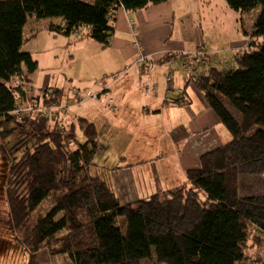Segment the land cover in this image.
<instances>
[{
    "label": "trees",
    "instance_id": "16d2710c",
    "mask_svg": "<svg viewBox=\"0 0 264 264\" xmlns=\"http://www.w3.org/2000/svg\"><path fill=\"white\" fill-rule=\"evenodd\" d=\"M166 1L0 0V140L10 164L9 224L23 233L29 264H38L37 254L46 249L69 255L71 264H142L154 256L160 264H264V191L243 197L239 190L241 175L264 176V0H226L242 14L260 7L246 33L248 43L233 64L187 80L232 139L188 170L186 185L123 203L109 179L90 173L96 154L107 148L94 123L79 117L86 142L78 144L74 119L56 121L32 110L18 122L13 114L17 105L30 103L22 66L30 72L39 67L23 50L29 15L62 17L66 26L51 29L66 36L86 26L89 31L79 40L108 47L120 7L137 11ZM176 61L182 58L168 54L156 62ZM47 90L55 100L67 101L62 89ZM49 198L61 217L40 215L31 223ZM120 217L127 219L126 229L118 226Z\"/></svg>",
    "mask_w": 264,
    "mask_h": 264
},
{
    "label": "crops",
    "instance_id": "0c3cea01",
    "mask_svg": "<svg viewBox=\"0 0 264 264\" xmlns=\"http://www.w3.org/2000/svg\"><path fill=\"white\" fill-rule=\"evenodd\" d=\"M215 1L167 0L137 11H128L124 7H120L112 21L115 32L111 44L108 46L109 50H104L103 47L105 46L102 47L101 43L93 39L79 40L81 35L89 31L86 26L80 28L76 34L65 35L67 40L64 44L74 49L73 55H70L71 62H76L78 57L81 58L86 54L85 51L88 48L86 50L79 48V45L86 43L92 51L103 49L104 52L110 51L114 54L113 57L107 54L103 63L111 70L109 74H111L110 72H113L112 74L123 72L121 76L115 78L114 82L102 85L97 95V98H101L100 101L97 98L89 100L90 104H94L91 107L93 112L99 107L106 116V106L105 108L101 107L105 100L106 105L112 109V117L116 114L118 118L122 117L128 121L130 119L128 113L130 106L128 104H132L133 110L138 112H136L137 117L139 114L143 119L165 127V131L168 133L166 137L168 146L167 149L163 148L166 151L163 153L164 156H162L160 149H156L153 155L147 156V151L144 148L140 155H123V163L119 161V165H114L115 167L107 166L108 170H113L112 179L114 182H111V185L113 189L115 186L116 190L118 185L121 195H119L118 190L115 191L114 189V191L123 203L144 199L140 198L141 195L136 186L133 170H150L151 176L144 179L150 186L146 185L145 187L149 191L154 184H160L162 187L159 190L156 185L157 188L153 194L177 188L189 183L187 171L199 168L204 155L218 149L232 139L227 128L221 123L194 84H186L184 81L183 85V81H180L181 76L173 78V81L167 80V74L170 70L168 64L162 63L150 73L134 65L140 53L158 61L168 54L180 56L187 52L196 51L199 47H203L207 51L210 59L206 67H198L199 74L202 71L207 72L213 66L224 67L230 63L233 64L236 54L246 47L248 37L241 38L238 43L231 40L221 44V34L215 30L206 32L204 17L201 16L199 9L196 10L193 7L196 4L207 2L211 7ZM62 25L66 26L65 20H63ZM213 31L218 34V37L214 35ZM37 35L35 33L29 38L33 39ZM88 54L91 55V52ZM180 64V61L173 62V67H181ZM176 70L178 69L176 68ZM181 70L183 76L185 69L182 67ZM70 77L73 80L78 78L73 73L70 74ZM83 77L82 75L80 79L78 78V82L81 83ZM23 80H25L24 77ZM139 82L155 83L157 86L156 94L146 96L143 90L138 88ZM180 85L182 86L180 87ZM74 89L92 91V86L73 87L71 91ZM70 92L66 97H72ZM191 93L193 96L195 94V98ZM172 97L182 98V101L178 103L168 101ZM72 107H70L69 112ZM86 114L88 116V113ZM72 115L70 114L69 117H73ZM77 117L90 120L85 116L77 115ZM108 120L111 125L102 127L100 131V133L106 131L100 141L104 146H107L106 141L114 128L113 125L118 124V119ZM108 149L109 145L105 149V159ZM103 167L107 170L105 163L97 164L95 162L94 168L96 170H101ZM116 167L119 168L115 169ZM151 170L154 171V174ZM160 170L169 171L161 173Z\"/></svg>",
    "mask_w": 264,
    "mask_h": 264
},
{
    "label": "rangeland",
    "instance_id": "374dc122",
    "mask_svg": "<svg viewBox=\"0 0 264 264\" xmlns=\"http://www.w3.org/2000/svg\"><path fill=\"white\" fill-rule=\"evenodd\" d=\"M90 1L93 3L95 0ZM193 7H195L196 10L199 9L201 16L204 17V28L206 32L215 30L218 32V34H221V44H223L225 41L229 42L231 40H233L235 43H238L241 38L247 36V31L251 30L260 11V7H258L242 14L240 11L232 9L226 0H216L211 7H209L208 2L204 4L199 3ZM63 20L64 19L62 17L38 18L35 14L29 15L28 22L24 28V37L26 40L23 45V50L32 54L33 58L38 62L39 67L35 72H30L26 65L22 66L23 77L25 79L23 80V85H28L30 83L31 86H33L32 91L34 93L47 89L54 90L58 88L62 89L64 95L69 94L73 87L84 88L92 86V91L94 94L98 95L102 85L114 82L115 78L121 76L123 72L117 74H112L113 72H110L111 74H109V71L111 70L103 63L105 62L107 54H109L110 57H113L114 54L110 51L104 52L103 49H94V51H92V49L89 48L86 43L79 45V48H84V50L88 48L85 51L86 54L81 58L78 57L76 62H71L70 55H73L74 49L73 47L69 48V45L66 46L64 44V42L67 40V37H65L64 34L51 29L53 25H56V27L61 26ZM35 33L38 34L36 37L33 39L29 38ZM218 34L214 32L216 37H218ZM214 42H216V40H214ZM103 48H105L104 50H109L108 47ZM90 52L91 55L88 54ZM174 68H177L178 70L172 73L171 81H173V78L175 79L178 76H181L182 79L180 81H183V85L184 81L187 83V79H185L180 72L181 67L174 66ZM72 73L75 74L79 79L82 77V75L84 76L81 80V83L78 82V78L73 80L70 77V74ZM12 82L13 84L21 83L20 80L16 79H14ZM139 83L147 84L143 82ZM181 86L182 85H180V87ZM138 88L141 87L139 86ZM72 91L70 92L71 96L74 95V92ZM86 91L88 90H84L82 92L85 93ZM31 95L32 94H29V97H31ZM191 95L193 96L192 93ZM193 97L195 98V94ZM100 100L101 98L99 101ZM128 105L130 106V110L128 111L130 114V119L128 121L126 119H122V117L118 118L116 114H114V117H112V109L106 105L105 100L103 101L101 107L105 108L106 106V116H104V113L99 107L93 112L91 107L94 106V104H90V102L87 101L82 105H75L71 108L69 115H72L73 113L72 116L74 118H70L69 115L68 117L64 118L67 122H70L71 119H74V121L77 123L78 144L85 143L86 137L83 133V130L80 128V125L78 124L79 117H77V115L87 117L91 120V122L89 120L90 123L94 121L97 128L99 141H101L102 137H104V133L106 132L104 130L102 133H100L102 127L111 125L108 119H118V124L113 125L114 128L111 131L109 139L106 141V145H109L107 158L105 159L106 150L104 149L103 151V148L100 149L95 157V162L97 164L105 163L106 167L119 165V161L120 163L123 161V155H140L142 154V150L144 148L147 151V156L153 155V152L156 149H160L162 156H164L163 153L166 151H164L163 148L167 149L168 146L166 138L168 133L165 131V127L147 121L139 114L137 117V111L133 110V105ZM86 113H88V116H86ZM170 136L172 137L171 133ZM2 144L3 143L0 140V264H29L30 251L23 243V233L16 229L14 224H9V222L12 223V220L10 219L11 215H9L11 206L8 201L6 182L9 175L10 164L8 161V156L2 150ZM108 167L107 170L104 167L101 170H96L93 166L90 169V173L92 175L106 177L109 180L111 179L110 182L113 183V170H108ZM164 171L168 172L169 170ZM164 171L160 170L161 173ZM151 172L154 174L153 170H151ZM133 175L136 178V186L138 192L141 195L140 198L148 199L153 195V193H155L157 187L159 190L162 188L160 184H154L151 191L145 187L146 185L150 186L149 183L144 181V179H147L151 176L150 170H133ZM114 189L115 191L118 190L119 195H121L118 185L117 190L115 186ZM239 190L240 195L243 197L261 194L264 191V176L241 175L239 178ZM53 207L54 201H52V198L45 200L32 214L31 223H34V221L40 215L49 214L50 217L56 219L60 218L61 213H56ZM118 226L126 229L127 219L125 217H120ZM37 255L38 264L72 263L69 255H52L48 249L39 252ZM142 264L160 263H158L156 256H154L150 260L143 261Z\"/></svg>",
    "mask_w": 264,
    "mask_h": 264
},
{
    "label": "built area",
    "instance_id": "2783aa9c",
    "mask_svg": "<svg viewBox=\"0 0 264 264\" xmlns=\"http://www.w3.org/2000/svg\"><path fill=\"white\" fill-rule=\"evenodd\" d=\"M180 57L182 58L181 66L186 71L185 78L187 80H190L194 76L199 75L198 67H206L210 61L208 53L206 50H204V48L181 54ZM134 65L139 66V68L143 71L150 73L153 72L156 68L157 62L154 58L144 53H140ZM168 65L170 67V70L167 74V80L171 81L174 69L173 62H168ZM139 86L143 89L146 96H153L157 92V86L155 83H139ZM24 90L30 103H24L22 105L16 106L13 114L15 115V119L18 122L21 121L24 113L32 110H36V112H39L41 116L48 117L52 120H64V118L68 117L69 109L71 106L82 105L85 102L98 97L91 90L83 93L82 91L77 89L73 90L74 95H72V97H65L67 101H60L55 100L52 92L49 90H43L34 93L32 91L33 86H31L30 83L24 86ZM29 94H32L31 97H29Z\"/></svg>",
    "mask_w": 264,
    "mask_h": 264
}]
</instances>
